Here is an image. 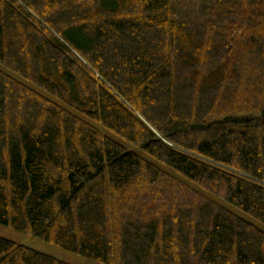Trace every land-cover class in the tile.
<instances>
[{"label": "trees", "instance_id": "obj_1", "mask_svg": "<svg viewBox=\"0 0 264 264\" xmlns=\"http://www.w3.org/2000/svg\"><path fill=\"white\" fill-rule=\"evenodd\" d=\"M0 223L101 264H264V0H0ZM0 264L72 263L0 238Z\"/></svg>", "mask_w": 264, "mask_h": 264}, {"label": "rangeland", "instance_id": "obj_2", "mask_svg": "<svg viewBox=\"0 0 264 264\" xmlns=\"http://www.w3.org/2000/svg\"><path fill=\"white\" fill-rule=\"evenodd\" d=\"M105 135L110 136L111 133L102 129ZM0 238H6L12 242H16L23 246H27L34 251L50 255L56 259L63 260L72 264H101L97 261H91L83 256H79L73 252L66 251L60 246L53 243L41 240L38 237H34L28 233H23L14 228H11L5 224L0 223Z\"/></svg>", "mask_w": 264, "mask_h": 264}]
</instances>
